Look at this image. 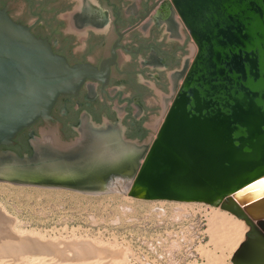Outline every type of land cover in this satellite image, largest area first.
Listing matches in <instances>:
<instances>
[{"label": "water", "instance_id": "1", "mask_svg": "<svg viewBox=\"0 0 264 264\" xmlns=\"http://www.w3.org/2000/svg\"><path fill=\"white\" fill-rule=\"evenodd\" d=\"M166 1L193 44L153 135L131 140L94 124L86 140L61 141L42 130L48 139L33 138L30 154L0 151V180L67 188L106 180L96 191L119 182L131 198L219 207L247 227L230 264H264V0ZM113 61L114 53L99 69L70 65L0 8V146L38 119L49 123L59 95L104 82Z\"/></svg>", "mask_w": 264, "mask_h": 264}, {"label": "flooded vegetation", "instance_id": "2", "mask_svg": "<svg viewBox=\"0 0 264 264\" xmlns=\"http://www.w3.org/2000/svg\"><path fill=\"white\" fill-rule=\"evenodd\" d=\"M157 1L0 0V8L47 39L70 65L99 69L114 53L104 82L87 80L76 94L59 95L49 123L38 119L0 151L30 154L31 140L41 130L61 141L80 133L87 139L94 124L121 129L131 140L147 137L152 129L148 117L160 101L165 110L188 59L185 28L166 0Z\"/></svg>", "mask_w": 264, "mask_h": 264}, {"label": "rangeland", "instance_id": "3", "mask_svg": "<svg viewBox=\"0 0 264 264\" xmlns=\"http://www.w3.org/2000/svg\"><path fill=\"white\" fill-rule=\"evenodd\" d=\"M188 37L187 62L193 44ZM163 110L160 101V107L148 117L149 135L156 131ZM41 134L39 139H48L42 130ZM102 182L105 185L106 180ZM102 182L67 188L0 180V210L6 216L2 219L12 222L9 228L18 236L22 231L41 241L97 245L104 250L102 256L91 255L88 260L97 259L98 264H230L235 249L230 250L227 238L215 225L212 209L231 215L229 212L202 202L131 198L115 185L114 191H96L104 187L99 185Z\"/></svg>", "mask_w": 264, "mask_h": 264}, {"label": "bare ground", "instance_id": "4", "mask_svg": "<svg viewBox=\"0 0 264 264\" xmlns=\"http://www.w3.org/2000/svg\"><path fill=\"white\" fill-rule=\"evenodd\" d=\"M111 131L106 129L104 132ZM114 185L121 187V189L123 187L119 182H114L112 186ZM231 215L212 209L214 223L222 230L224 237L227 238L226 241L229 243L230 250L233 251L242 241L247 227L242 220ZM0 216V264H95L97 259L89 262L88 258L91 255L93 258L97 257V255L104 252L97 245L85 244V242L57 243L41 241L31 236V233H24V231V235H22V231H19L22 236H18L15 232H11L9 228L12 222L8 218L2 219L6 216L1 210Z\"/></svg>", "mask_w": 264, "mask_h": 264}]
</instances>
